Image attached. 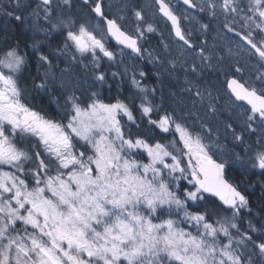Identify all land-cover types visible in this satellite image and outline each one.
<instances>
[{"label": "snow or ice", "instance_id": "6c2138e0", "mask_svg": "<svg viewBox=\"0 0 264 264\" xmlns=\"http://www.w3.org/2000/svg\"><path fill=\"white\" fill-rule=\"evenodd\" d=\"M155 3L191 50L193 77L211 69L212 57L203 47L197 50L166 0ZM183 4L197 7L193 0ZM72 5L73 0H0V12L45 38L57 33L62 40L57 50L70 53L73 63L90 59L98 68L102 58L114 62L111 40L122 46L121 56L127 49L144 58L147 49L140 41L155 31L152 24L126 32L106 14L103 0H80L89 19L84 23L65 16L63 6ZM200 11L223 15L227 32L244 41L243 50L256 59L259 86L226 75L223 95L230 110H241L244 128L264 129V0H207ZM135 17L143 21L141 11ZM40 43L36 38L28 45L38 70L51 66ZM148 56L150 63L158 60L152 52ZM170 63L169 75H175L177 63ZM28 64L19 43L0 47V264H264V216L254 222L249 198L227 177L228 162L216 159L206 143L211 125L199 121L197 130L177 119L156 103V87L149 90L135 75L129 100L105 103L93 92L85 104L73 93L66 96L63 116L42 115L24 102L27 87L20 81ZM186 64L183 91L203 101L198 82L187 78ZM235 72L242 69L236 66ZM44 75L39 84L33 79V89L49 88V73ZM94 75L101 85L106 82L105 73ZM139 75L148 77L146 71ZM154 75L159 80V73ZM219 98L208 92L209 112L218 111ZM145 123L164 135L148 139L132 133V125ZM225 128L245 144L232 123ZM245 153L264 177V137L246 144Z\"/></svg>", "mask_w": 264, "mask_h": 264}, {"label": "rangeland", "instance_id": "374dc122", "mask_svg": "<svg viewBox=\"0 0 264 264\" xmlns=\"http://www.w3.org/2000/svg\"><path fill=\"white\" fill-rule=\"evenodd\" d=\"M107 1L108 14L116 18L122 26L131 30V28H133V16L135 17V14L132 16L129 12V7L133 3L132 0ZM193 1L198 8L197 11H188L181 8L179 5H175L174 9L175 13L180 17L182 29L186 33L191 34L189 38L195 43L197 50L203 47L205 49V54L212 57L211 62L213 67L211 69L205 68L202 75L193 77L191 73V64L193 62L191 50L187 49L186 45H183L182 42H179L174 37L171 28H165L159 25L160 19L155 9L152 7L153 0H140L144 11L143 14H148V17H143V21L139 24L146 27L147 24L150 23L155 29L152 33L146 32L145 38L140 41L142 47L147 49L143 59L127 51H124L127 53L126 55L121 56V50H117L115 52L116 59L114 62H107L103 58L100 62V66L97 68L88 59L73 63L70 53L68 55H62L58 50L48 51L46 49L48 51L47 56H49L51 60V66L45 64L37 70L41 77V81L45 79L44 73H49V88L40 91L46 95H54L55 92L58 91L62 94L64 101L67 95L74 93L85 104L88 102L92 93L96 92L103 100L102 85L95 79L94 75L99 73L102 65L106 64V66L117 67L118 75L113 77L112 72L110 77L116 81L118 87H124L126 85L131 88L133 75H135L138 80H141L142 84L147 87V84L144 82L148 77L142 78L139 75L141 71H144V63H146L151 69H154L156 73H159V80L157 76L154 75L155 79L153 82L157 90V101L162 99L164 108L174 111L177 119H184L190 126L194 125L197 130H199L200 127L199 121H204L207 125H211L213 132L206 143L213 145L215 158L227 161L230 166H243L244 163L242 159H236L237 154L231 151L229 145L230 143L240 145V143L234 140L231 131L225 128V124L232 123L237 133H243L244 140H246V138H252L255 144L258 138L264 137V129H260L259 126H256V132H249L244 128V118L240 114L241 110L236 108H231L230 110L228 99L223 95L225 91L223 81L226 75H235L238 78L248 81L249 84L259 86V82L255 79L258 64L254 57H250L249 53L243 50L248 47L244 44V41L240 40L239 37H235L233 33H228L224 28L225 18L223 15L212 18L207 12L200 11V5L206 4L207 0ZM3 2L7 4L8 0H3ZM63 9L65 16L72 15L78 21L84 23L89 22L87 12L79 7L77 1L73 0L71 8L63 6ZM1 17L2 12H0V18ZM42 22L43 21H41V23ZM205 24L208 25L207 29L202 27ZM90 26L96 29V21L92 20ZM233 27L236 31L244 32V29L241 28L239 24H234ZM136 29L137 25L132 29L134 34L136 33ZM96 31L98 34V29H96ZM34 33L41 41L39 45L40 51L42 47L45 48L47 39H52L53 36L58 35L57 33H53L51 37L45 38L42 33ZM25 52L33 55L30 47L25 50ZM148 52L154 53L155 56L158 57V60L150 63ZM170 61H176L177 63L175 75H169V71L171 70ZM185 62H187L185 67L188 68L187 78L195 79L198 82L205 97L203 101L195 96L194 93L183 91L185 88L184 81L186 73L184 67H181V65ZM197 63H199V61H197ZM85 65H87V67H85ZM236 66H239L242 72L236 73ZM147 88L149 89V87ZM209 91L212 92L213 97H217L218 94L220 96L217 104L218 111L215 114L207 110L209 104V100L207 99ZM54 103L58 104L56 100H54ZM61 107L64 106H58L59 109H61ZM61 111L64 114V109ZM189 112L192 114L188 115ZM182 183L187 186L186 181ZM260 186L262 187L261 184ZM253 216H256V214ZM156 222L159 221L157 220Z\"/></svg>", "mask_w": 264, "mask_h": 264}, {"label": "trees", "instance_id": "16d2710c", "mask_svg": "<svg viewBox=\"0 0 264 264\" xmlns=\"http://www.w3.org/2000/svg\"><path fill=\"white\" fill-rule=\"evenodd\" d=\"M36 38H38V36L34 32L4 16L2 13V18L0 19V47H3L6 43L12 45L19 43L20 50L24 53L25 50L29 48L28 45H31ZM61 42L62 40L59 35H55L52 39L46 40L45 48L42 47L41 51L48 55V51L57 50L58 47L61 46ZM27 54L29 57V64L25 73V78L20 81L22 88L25 86L27 87V91L24 94V102L42 115L55 118L63 116L64 114L61 110H63L64 107H61V109L58 108L59 105L65 106V101L63 100L61 93L56 91L54 95H46L42 94L37 89H33V79L35 80V83L38 84L41 82V78L37 70L35 55ZM117 70L118 68L114 66H108L107 69L105 65L100 70V72H103L106 75V82L102 85L103 100L106 103L115 102L117 99L129 100L131 95L135 92L133 87L129 88L126 85L124 87L117 86L116 81L110 77L111 73L117 72ZM144 70L148 73V81H146V84L151 90L154 87V73H156V71L147 65H144ZM155 99L156 103L163 105L162 99H159L158 101L156 97ZM54 100H56L58 104H55ZM136 102L138 103V101ZM137 118L139 119V116H137ZM125 124H127L126 120ZM131 131L133 134L139 133L148 139H152L154 135L156 137L162 136L158 130H156L155 133L150 130L146 123L140 128L132 125ZM169 139H171V137H169ZM246 144L255 145V141L252 138H246L245 144H229L231 151L241 157L244 165L228 167L227 177L232 183L238 185L241 191L245 192L244 194L249 198L252 205L253 213L256 214L252 219L254 222H259V217L264 216V210H262L264 209V191H262V187L260 186V184L264 185V177H261L259 171L253 170L248 163V156L245 153ZM248 187H252L253 190L251 188V192H246L244 189ZM243 226L246 227V224Z\"/></svg>", "mask_w": 264, "mask_h": 264}, {"label": "flooded vegetation", "instance_id": "af4514ba", "mask_svg": "<svg viewBox=\"0 0 264 264\" xmlns=\"http://www.w3.org/2000/svg\"><path fill=\"white\" fill-rule=\"evenodd\" d=\"M75 1H77V0H75ZM79 2H80V0H78ZM132 4H131V6L129 7V12H130V14L133 16L134 14H135V12L137 11V10H140L141 11V13H142V16L143 17H148V14H143V8H142V5H141V2H140V0H132ZM166 2L170 5V7L172 8V10L173 11H175V9H174V6L175 5H179L175 0H166ZM103 4H104V10H105V12H106V14L109 16V17H111L109 14H108V1L107 0H103ZM181 8H183V6H181V5H179ZM152 7L155 9V11H156V13H157V16H158V18L160 19V22H159V25L160 26H164L165 28H171L166 22H165V20L163 19V18H161L160 16H159V14H158V8H157V4L155 3V0H153V3H152ZM184 9V8H183ZM113 18V17H112ZM147 22H149V21H147ZM139 23H141V21H137L136 19H135V17L133 16V28H135L136 27V25H138ZM182 23V22H181ZM123 27V30H125L126 32H131V33H133V28H131V30H129L128 28H126V27H124V26H122ZM105 31H106V29H105ZM110 48H111V50H113L114 52H116L117 50H121L120 48H117L114 44H112L111 42H110ZM123 51H125V50H123ZM103 59V58H102ZM106 59V58H105ZM88 60H90V59H88ZM106 61H107V59H106ZM108 62V61H107ZM251 188L252 187H248V188H245L244 190L246 191V192H251L252 190H253V188H252V190H251ZM245 193V192H244ZM246 195V194H245Z\"/></svg>", "mask_w": 264, "mask_h": 264}, {"label": "water", "instance_id": "95a60500", "mask_svg": "<svg viewBox=\"0 0 264 264\" xmlns=\"http://www.w3.org/2000/svg\"><path fill=\"white\" fill-rule=\"evenodd\" d=\"M180 4H182V5H184L185 7H187L188 8V6L187 5H185V4H183V0H177ZM158 8H159V5H158ZM188 9H191V10H196V8H188ZM159 14H160V16H162L163 18H165L160 12H159ZM166 19V18H165ZM167 20V19H166ZM169 22V21H168ZM170 23V22H169ZM171 25V24H170ZM173 34H174V32H173ZM174 36H175V34H174ZM175 38H176V36H175ZM177 40H178V38H176ZM110 40H111V38H110ZM112 42H113V44L114 45H116V43H115V41L114 40H111ZM179 41V40H178ZM182 42V41H181ZM117 47H121L122 48V46H118V45H116ZM129 51V50H128Z\"/></svg>", "mask_w": 264, "mask_h": 264}]
</instances>
